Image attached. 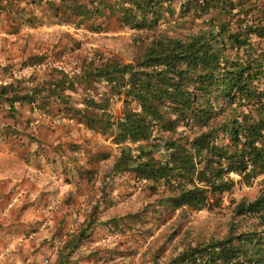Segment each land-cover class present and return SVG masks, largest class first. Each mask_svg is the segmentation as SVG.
I'll list each match as a JSON object with an SVG mask.
<instances>
[{
  "label": "trees",
  "instance_id": "1",
  "mask_svg": "<svg viewBox=\"0 0 264 264\" xmlns=\"http://www.w3.org/2000/svg\"><path fill=\"white\" fill-rule=\"evenodd\" d=\"M57 2L75 24L115 15L134 33L132 62H89L47 87L3 84L0 102L62 100V84L72 91L80 80L88 92L74 113L117 145L109 173L146 182L174 210H213L236 184L257 185L254 198L234 205L223 236L164 264H264V0ZM97 223L87 220L75 241Z\"/></svg>",
  "mask_w": 264,
  "mask_h": 264
},
{
  "label": "rangeland",
  "instance_id": "2",
  "mask_svg": "<svg viewBox=\"0 0 264 264\" xmlns=\"http://www.w3.org/2000/svg\"><path fill=\"white\" fill-rule=\"evenodd\" d=\"M52 1L38 2L29 10L19 5L16 22L37 26L22 33L26 59L2 68L0 62V86L21 82L25 87H47L63 74L78 76L89 62L98 65L101 59L114 57L132 62L137 52L131 43L134 33L115 15L104 10L94 21L75 24L74 16ZM46 4L47 12L40 8ZM62 86L58 91L62 100L42 93L32 105L27 120H39L36 130L29 125L21 131L12 129L29 135L42 153L26 161L35 188L18 191L16 201H9L12 190L0 189V234L5 244L0 264H164L187 245L223 236L234 205L256 196L257 185L236 184L213 210L166 207L160 203V190L150 193L146 182L128 172L109 173L117 145L87 128L80 113H74L85 107V85L79 80L72 91ZM4 105L0 102V108ZM110 110L118 116L121 101H114ZM92 217L96 226L75 241Z\"/></svg>",
  "mask_w": 264,
  "mask_h": 264
},
{
  "label": "crops",
  "instance_id": "3",
  "mask_svg": "<svg viewBox=\"0 0 264 264\" xmlns=\"http://www.w3.org/2000/svg\"><path fill=\"white\" fill-rule=\"evenodd\" d=\"M21 1L22 0H0L1 68L2 66H8L13 61L16 62L26 59L28 52H23L25 40H21V36H23L22 33L24 30L28 31V29H35V26H37V22H16L15 15L21 12L19 5H25L26 9L29 10L31 7L37 8L38 2H46V0ZM44 7L47 12V4L40 8ZM7 16L11 18L8 21H6ZM21 25L26 27L21 28ZM43 26L45 25H41L40 27ZM52 26L53 25H50L48 27L51 28ZM29 41L31 40L29 39ZM34 41L35 40H33V42ZM32 105L34 104H27L25 102L18 101L13 103L12 106L5 103L4 107L0 108V189L3 190L8 188L13 191L9 201H16L17 198L15 195L18 191H24L25 188L29 191L31 188H35V182L31 179L30 174L31 167L27 165L28 162L26 161L28 156H37V154L40 153L41 148H38L37 142L29 141V135L12 131V129L21 131L23 127H30L36 130L39 120L33 122L27 120L29 117L28 114L32 112ZM27 125H29V127H27ZM42 140H46V138ZM37 149L38 152L36 153L35 151ZM50 187H53V185L51 184ZM27 191H25V193H27ZM23 198L24 196L20 199ZM2 237L3 235L0 234V252L5 249V244L3 240H1Z\"/></svg>",
  "mask_w": 264,
  "mask_h": 264
},
{
  "label": "built area",
  "instance_id": "4",
  "mask_svg": "<svg viewBox=\"0 0 264 264\" xmlns=\"http://www.w3.org/2000/svg\"><path fill=\"white\" fill-rule=\"evenodd\" d=\"M57 122H59L58 119H57Z\"/></svg>",
  "mask_w": 264,
  "mask_h": 264
}]
</instances>
